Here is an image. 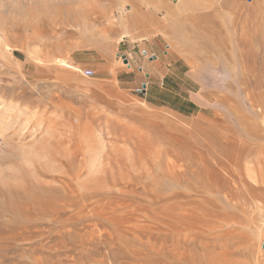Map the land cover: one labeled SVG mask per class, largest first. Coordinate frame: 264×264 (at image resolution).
<instances>
[{"label":"rangeland","instance_id":"1","mask_svg":"<svg viewBox=\"0 0 264 264\" xmlns=\"http://www.w3.org/2000/svg\"><path fill=\"white\" fill-rule=\"evenodd\" d=\"M0 264H264V0H0Z\"/></svg>","mask_w":264,"mask_h":264},{"label":"water","instance_id":"2","mask_svg":"<svg viewBox=\"0 0 264 264\" xmlns=\"http://www.w3.org/2000/svg\"><path fill=\"white\" fill-rule=\"evenodd\" d=\"M122 59L124 61V63H128V60L126 59V57L124 55H122ZM145 84H143V87H144Z\"/></svg>","mask_w":264,"mask_h":264},{"label":"bare ground","instance_id":"3","mask_svg":"<svg viewBox=\"0 0 264 264\" xmlns=\"http://www.w3.org/2000/svg\"><path fill=\"white\" fill-rule=\"evenodd\" d=\"M30 133V132H29Z\"/></svg>","mask_w":264,"mask_h":264}]
</instances>
